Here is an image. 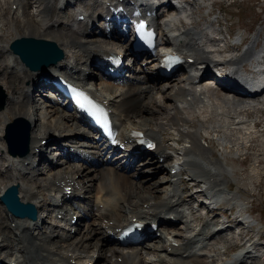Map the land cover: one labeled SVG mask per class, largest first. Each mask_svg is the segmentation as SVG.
<instances>
[{"label": "bare ground", "instance_id": "6f19581e", "mask_svg": "<svg viewBox=\"0 0 264 264\" xmlns=\"http://www.w3.org/2000/svg\"><path fill=\"white\" fill-rule=\"evenodd\" d=\"M157 1L164 0H0V195L17 184L19 199L38 211L35 220L19 218L0 200V264H264V252L245 240V229L256 221L242 213V193L229 187L240 179L225 161L248 148L244 135L257 127L249 111L264 110V91L249 95L257 84L241 71L251 61L262 67L263 29L244 51L229 53L223 49L229 36L214 29L219 17L204 29L187 28L198 19L197 2L210 0L170 1L160 16ZM136 9L152 21L148 27L156 26L155 46L147 53L134 49L130 32L116 34L112 26L122 17L128 20L120 24H131ZM169 29L177 33L173 39ZM23 38L53 41L63 57L32 71L10 48ZM165 47L195 61L163 77L157 68ZM103 62L117 73L103 76L97 71ZM214 66L225 67L227 75L217 79L213 68L198 81ZM97 74L102 76L95 81ZM57 76L110 108L112 139L90 127L71 100L44 89ZM17 118L30 125L25 156L11 155L5 138ZM194 121L195 130L188 126ZM134 129L153 139L156 149L129 144ZM203 133L220 143V157L203 143ZM115 137L120 146L112 145ZM139 172L145 177L137 181ZM208 195L211 202L234 206L240 223L206 208ZM134 218L149 225L157 220L158 228L124 246L120 229ZM216 239L223 244L216 246ZM231 244L237 251L229 252Z\"/></svg>", "mask_w": 264, "mask_h": 264}, {"label": "rangeland", "instance_id": "374dc122", "mask_svg": "<svg viewBox=\"0 0 264 264\" xmlns=\"http://www.w3.org/2000/svg\"><path fill=\"white\" fill-rule=\"evenodd\" d=\"M206 1H209V0H206ZM199 2L201 5L198 8L196 6L197 9L195 10L196 17L198 19L193 25H188L187 28L195 26L197 29H204L209 23H211V21L215 22L214 20L215 17H219V20L215 22L216 24L215 28H218V30L219 29L222 30L221 36L225 37L226 35L227 36L230 35L231 37L230 39H237V37L247 38L245 46L243 47L234 46L233 43L232 44L230 43L229 47L225 48L227 49L226 52H229V53L234 52L236 49H237L236 52L240 50L244 51L247 45L250 44L253 38L258 34L260 28H262L263 31L261 32V39H259V47H263L264 45V0H235L234 2H231V3L227 0H221V1L218 0L214 2L215 5L212 8H211V0L210 2H208V4L206 2L205 3L206 5L202 4L201 1H198L197 3ZM91 7H92V4L88 5V8L91 9ZM71 18H73V15H71ZM218 30L216 31L218 32ZM224 54H225L224 57L228 55V53H224ZM140 61H142L141 58L137 61L136 65H138ZM8 98L9 97L6 96V93H5L6 105L8 103L7 102ZM263 98L264 97H261L259 100L263 102L264 100ZM249 116H250V120H254L256 122L257 127L256 129L250 132H246V134L244 135L248 137V148L245 150V152L237 156L235 155L226 156L225 161L229 165L228 166L226 164L227 167H229L232 171H234L233 172L234 174L236 173V178L240 179L239 181L240 184L235 182V184L233 185L241 191L242 195L245 194V190L248 191V187H250V185L253 183L254 190L252 192V196L255 198L256 203H255V207H248V210H247L248 212H246V215H249L251 213L253 217L252 220L255 219L254 221H252V223L257 220L256 222L258 223V225L255 226V228H252L253 234H256L257 230H259L260 235H264V110L254 111L252 109L249 111ZM190 125H192L193 127H191ZM188 126L190 129L195 130L196 129L195 127L198 126V124L196 123V121H194L193 124L190 123ZM224 133L225 132L218 133V136H222V134ZM169 138L170 136L166 137V140H169ZM210 138L211 139H209V137L206 138V136L204 135L203 143H205L206 145H209L210 149H213V152H214L213 157H220V151L222 150L220 143L217 142L216 139L212 137ZM146 157H143L144 160L147 159ZM142 160H143L142 158H139L138 160H136L137 164L140 163V161ZM90 162L92 166L93 161H90ZM101 162L102 161L99 158V162L96 164H99L101 166L102 165ZM253 171H255V173ZM134 176L137 181H140L141 179L145 177L143 172H139L135 174ZM183 185L185 186L186 191L190 190L189 183L184 182ZM230 206L226 205L227 209H229ZM242 213L245 214L244 212ZM215 214H220L221 218L224 217L221 213L217 212ZM235 214L237 217L238 216L241 217V214L238 213V210L236 208H235ZM91 222H93L92 219L89 220V223ZM258 226L259 227L261 226V229H258ZM77 227L80 228L81 224H78ZM108 229L110 228L108 227ZM245 230H246L245 232L246 237L248 236V238L254 240L255 237L251 235L252 233L251 229L247 228ZM43 234H46L45 230L43 231ZM79 234L80 232H77L75 236H78ZM214 241H216L215 242L216 246L217 244L221 245L222 243L220 239H216ZM239 242L240 241L238 240L237 243ZM235 244H231V248L229 247V252L232 253V252L237 251L239 246ZM134 245H137V244H134Z\"/></svg>", "mask_w": 264, "mask_h": 264}, {"label": "water", "instance_id": "95a60500", "mask_svg": "<svg viewBox=\"0 0 264 264\" xmlns=\"http://www.w3.org/2000/svg\"><path fill=\"white\" fill-rule=\"evenodd\" d=\"M13 51L20 55L21 59L32 69L46 68L49 64H55L63 57L61 49L50 40L19 39L11 44ZM52 54V56H50ZM3 98V94H2ZM2 106V99L0 100ZM30 125L23 118H17L7 126L6 139L11 152L20 156L29 151ZM19 187L11 186L2 196L7 207L17 216H29L36 218V210L31 203H24L18 197ZM27 207V209L25 208Z\"/></svg>", "mask_w": 264, "mask_h": 264}, {"label": "trees", "instance_id": "16d2710c", "mask_svg": "<svg viewBox=\"0 0 264 264\" xmlns=\"http://www.w3.org/2000/svg\"><path fill=\"white\" fill-rule=\"evenodd\" d=\"M143 156H145V157H146V155H143Z\"/></svg>", "mask_w": 264, "mask_h": 264}]
</instances>
